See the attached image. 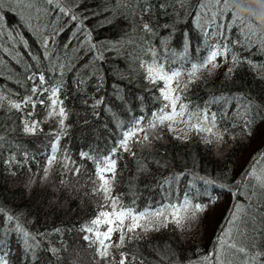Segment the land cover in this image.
Segmentation results:
<instances>
[{
    "label": "trees",
    "instance_id": "1",
    "mask_svg": "<svg viewBox=\"0 0 264 264\" xmlns=\"http://www.w3.org/2000/svg\"><path fill=\"white\" fill-rule=\"evenodd\" d=\"M66 3L71 6L74 0H66ZM200 3L206 4L203 10ZM104 7L111 9L113 5L106 4L105 0H84L77 11L85 15H91L92 10L100 12V15L85 21L89 29H96L93 32L96 39L115 41L131 38L136 44L128 45L119 52L106 53L104 61L92 65L91 54L85 55L84 50L78 54L72 52V47L77 46L75 41L69 48H64V43L76 30V22H69L68 17L58 18V13L51 10L53 6L48 5L46 0H32L30 8L8 3L4 6V16L9 24L4 35H0V95L4 97L0 102V161L15 155L18 160L26 159L32 172L37 173L36 182L26 186L29 180L27 168L12 176L0 162V207L5 210L0 215V240L4 241L10 253V264H96L95 249L88 247L82 238L83 233L79 231L97 210V197L90 192L92 185L86 183L94 165L91 160L82 159L80 153L88 152L91 156L100 157L109 154L127 127L141 116L151 120L152 112L160 106L157 99L159 92L144 78L146 74L136 60L138 55H143L139 40L142 33L137 34L136 29L137 17L128 16L125 19L117 11L114 23L99 27L105 17L113 15L111 11L102 12ZM131 7L138 8L139 4ZM219 7L214 0H187L182 8L177 0L174 8H167L168 15H165V10L157 6L152 17L157 25L155 35H149L146 44L155 47L165 62L168 59L174 61L173 67L181 66L184 61H195L205 54L207 45L223 38L215 35L217 28L213 26L211 15ZM46 10L48 14H45ZM197 12H202L201 18L197 17ZM22 15L31 16V27L21 21ZM230 23V13H218L215 24ZM253 23L256 25V35L250 37L251 43L248 34L241 32L238 26L228 28L226 36L232 42L234 51L244 56L252 53L254 62L264 63V55L257 50L264 30L260 29L254 18ZM61 27L64 31L54 35ZM11 29L19 31L27 39L31 55L19 42V37L15 40L9 38L7 33ZM219 31L224 32L225 29L220 28ZM45 36L49 39V50L53 52L48 58L44 57L40 44ZM37 55L39 61L31 58ZM57 56L61 59L58 60ZM143 58L148 59L147 56ZM70 61L74 65L71 68L68 67ZM28 64L33 67L25 71ZM60 64L65 67L61 69ZM228 66L218 68L211 76L205 71L203 78L191 84L186 93L192 105L207 107L210 112L217 113L218 121L220 115L227 112V117L219 121V126L221 129L228 127L230 132L224 136V143L218 149L206 150L195 136L190 141L181 142L165 133L164 140L157 142L151 150H139L136 159L128 153L120 154L122 159H118L115 191L123 196L125 203L135 200L136 207L143 210L161 202L168 191L173 194L171 199L182 200L185 192L198 190L203 194L206 188L216 198L191 230L183 233L162 230L150 234L147 240L138 244H127L125 250L145 258V264L157 261L164 255L174 260L173 250L183 262L195 260L197 255L194 253H212L217 246L221 227L228 226L226 218L235 202L244 205L248 211L249 232L253 227L260 229L262 226L264 190L257 186L253 194L251 187H243L249 182L256 184L253 178L246 179L243 173L250 168L253 156H257L260 163L256 167L264 175V172H260L264 169V158L258 155L264 151V122L258 121L252 135L248 136L240 126L232 127L236 123L235 100L229 104L212 102L214 97L221 95L246 93L249 98L254 97L258 103L264 104V80L260 78L262 70L254 72L243 66L231 79H226L224 73ZM184 67L186 69L188 65L184 64ZM32 72L37 75L43 72L52 86L62 82L58 96L67 110L63 128L58 122L46 118L44 110L38 105L32 118L41 121L40 130L34 134L25 133V115L9 108V99L15 100L17 96L27 94L32 82L27 81L26 76ZM101 80L102 86L97 90ZM101 98L103 103L96 105V100ZM56 136H59L58 141ZM53 142L57 143L58 157L69 155L82 167L80 176L69 174L65 177L67 186L59 183L58 165L53 167L48 181L42 182L40 178ZM136 149H139V145ZM144 157L148 158L147 169L141 171L137 161ZM154 160H159L162 166H157L152 162ZM197 176L213 180L215 184L206 185L202 180L194 179ZM173 177L172 182H165ZM237 182L241 183V191L245 195L233 196ZM193 183L195 188L192 187ZM220 185L226 187L221 188ZM206 201L207 196H204L202 202ZM220 201H224V204L218 207ZM249 205L251 208H248ZM209 210H212L211 214ZM7 215L18 217L19 223L36 235L38 246L31 252L25 253L22 239L14 231L16 222H8ZM240 226L244 227L243 224ZM56 229L61 231L57 232ZM118 239L119 234H114L112 241ZM166 244L170 246L167 250ZM113 252L118 260V252ZM100 264L105 262L100 261ZM162 264H170V261L164 260Z\"/></svg>",
    "mask_w": 264,
    "mask_h": 264
},
{
    "label": "snow or ice",
    "instance_id": "2",
    "mask_svg": "<svg viewBox=\"0 0 264 264\" xmlns=\"http://www.w3.org/2000/svg\"><path fill=\"white\" fill-rule=\"evenodd\" d=\"M176 2L177 0H105L106 4H112L113 7L111 9L108 7L101 9L105 13L111 11L113 15L112 17H105V20L98 25L99 27L114 23L117 11L125 19L128 16L137 17L136 29L138 30L137 34L142 33V35H139V40L140 51L143 55H138L136 60L139 62V68L143 69L146 74L144 78L155 86L159 92L157 99L160 101V106L152 112L151 120H146L145 117L141 116L135 120L132 126L127 127L119 143L111 148L109 154L100 157L91 156L88 152L80 153L82 159L91 160L94 165L93 170L88 174L86 183L92 185L90 192L97 197V210L94 212L93 217L81 226L79 231L83 233L82 238L88 247L95 249L96 264H100V261H104L105 264H145V258L125 250L127 244H138L147 240L150 234L160 233L162 230H178L181 233L189 231L197 225L202 214L216 201V198L212 197L206 188L203 194L199 193L198 190L196 192H185L182 200L171 199L173 194L168 191L161 202L143 210L136 207L135 200L131 203H125L123 196L115 191L118 159H122L120 154L128 153L133 159H136L139 150H151L157 142L164 140L165 133L171 136L172 139L181 142L190 141L195 136L205 146L206 150L218 149L224 143V136L230 132L228 127L221 129L219 126V121H223L227 117V112L222 113L218 121L217 113L210 112L207 107L200 108L192 105L186 95L190 85L201 80L205 71L211 76L224 65H229L224 73L226 79H231L238 69L247 66L249 70L254 72L257 69L262 70L260 78L264 80V63L254 62L251 59L252 53L244 56L242 53L234 51L232 42L227 39V29L233 26H238L241 32H246L250 43V37L256 35V25L253 23V17L240 15L235 11L233 8L234 0H214V4L220 7L211 12L213 26L217 28L215 35L223 37L222 39L207 45L205 54L195 61H184V64L188 65L186 69L184 64L173 67L174 61L171 59L165 62V59L159 55L155 47L146 44V39L149 35H155L157 25L153 23L152 17L155 15L157 6L164 9V14L168 15L167 8L170 6L174 8ZM186 2L187 0H179L182 8ZM235 2H239V0H235ZM6 3L32 7V0H0V35H4L5 28L9 24L4 16ZM46 3L53 6L51 10L58 13V18L59 16L68 17L69 22H76V30L71 33L63 46L67 49L75 41L77 46L72 47V52L78 54L81 50H84L85 55L91 54L90 64L92 65L104 61L106 53L119 52L128 45L136 44V41L131 38L115 41L96 39L93 36L96 29H89L85 21L100 15V12L92 10L91 15H85L77 11L84 0H74L71 6L66 3V0H46ZM133 4H139V7H131ZM205 7V3H200L201 10ZM218 13H230L231 23L226 25L215 24ZM45 14H48V10ZM197 17L201 18L202 12H197ZM21 21L26 26L31 27L30 15L27 17L22 15ZM220 28H224L225 31H219ZM13 31L15 29L8 31L9 38L15 40L19 37V42L25 46L28 54L31 55V46L28 44L27 39L19 31H15L14 36ZM63 31L64 28L61 27L54 32V35H58ZM40 44L43 48L44 57H50L53 52L49 50L48 37H43ZM257 50L259 54L264 55V36H262ZM66 56L65 53V58ZM144 56H147L148 59H144ZM31 58L37 61L40 59L38 55L31 56ZM79 58L82 59L83 57ZM57 59L59 60L61 57L57 56ZM73 66L70 61L68 67ZM32 67V64H28L25 71L30 70ZM59 67L63 69L65 65L60 64ZM85 67H88V65H85ZM185 72L186 79L184 78ZM26 80L32 82L27 89V94L17 96L15 100H8L10 109L21 112L26 117L23 121V131L34 134L40 130L41 121L32 118L38 105L44 110L46 118L58 122V125L63 128L67 110L64 107L63 100L58 96V93H61L62 82L52 86L46 80L43 72H40L39 75L32 72L31 75L26 76ZM82 82L78 81V83ZM102 83L101 80L97 90L100 89ZM3 100L4 97L0 95V102ZM233 100L236 101L237 111L234 113L236 123L232 127L240 126L244 134L251 136L257 122H264V104L258 103L254 97L249 98L246 93L230 96L221 95L214 97L212 102L219 103L223 101L224 104H229ZM101 103H103L102 98L96 100V105ZM232 118L228 117V119ZM262 134H264V130H262ZM55 139L58 141L59 136H56ZM137 145H139V149H136ZM258 155L264 158V151ZM0 162L6 166L8 174L12 176L17 175L19 170L27 168L29 180L26 186L36 182L37 173L32 172L26 159L18 160L15 155H11L7 160ZM152 162L157 166H162L159 160ZM258 163L260 161L257 156H253L250 168H246L243 173L246 179L251 177L256 181L255 185L249 182L243 186L245 188L251 187L253 194H255L257 186L264 190V175L258 172L256 167ZM137 164L139 170H146L148 158L144 157L142 160H138ZM55 165L59 166V183L62 186H67L68 181L65 177L69 174L78 177L82 172L81 165L72 160L69 155H63L62 158L58 157L57 143L53 142L51 153L41 170L42 175L40 178L42 182L48 181ZM260 172H264V169H261ZM174 179L175 177L165 182L170 183ZM194 179L202 180L206 185L215 184V181L200 176L194 177ZM192 187L195 188L194 183ZM220 187L224 188L226 186L220 185ZM235 187L236 190L233 192V196L245 195L241 191L240 182H237ZM204 196H207L206 202H202ZM197 197H200V199H197ZM248 208H251V205ZM4 211V208L0 207V215ZM6 219L8 222H16L14 231L22 239L26 254L38 246L36 235L26 230L19 223L18 217L7 215ZM247 219L248 211H246L245 206L235 202L229 210V216L226 218L228 226L227 228L221 227L220 234L217 237V246L212 253L203 255L194 253V255H197L195 260L188 259L183 262L180 260L179 254L173 250L174 260L168 255H164L157 261H149L148 264H162L164 260L170 261V264H264V220L261 221L262 226L260 229L253 227L249 232L247 230ZM252 219L254 220V217ZM242 224L244 225L243 228L240 226ZM56 231L60 232L61 230L56 229ZM117 233L119 239L113 242L112 237ZM149 246L151 247V244ZM6 247L4 241L0 240V264H10V253L6 250ZM169 247V245H165L166 250ZM113 250L118 252V260L114 258Z\"/></svg>",
    "mask_w": 264,
    "mask_h": 264
},
{
    "label": "clouds",
    "instance_id": "3",
    "mask_svg": "<svg viewBox=\"0 0 264 264\" xmlns=\"http://www.w3.org/2000/svg\"><path fill=\"white\" fill-rule=\"evenodd\" d=\"M233 8L240 15L252 16L260 29L264 30V0H234Z\"/></svg>",
    "mask_w": 264,
    "mask_h": 264
},
{
    "label": "rangeland",
    "instance_id": "4",
    "mask_svg": "<svg viewBox=\"0 0 264 264\" xmlns=\"http://www.w3.org/2000/svg\"><path fill=\"white\" fill-rule=\"evenodd\" d=\"M52 178H53V177H52ZM223 204H224V201H220L218 207H221ZM209 213L211 214V213H212V210H209Z\"/></svg>",
    "mask_w": 264,
    "mask_h": 264
}]
</instances>
